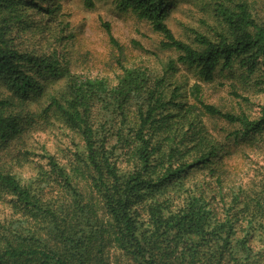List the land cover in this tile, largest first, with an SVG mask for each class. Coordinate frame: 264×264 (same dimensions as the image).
Listing matches in <instances>:
<instances>
[{
    "label": "trees",
    "instance_id": "obj_1",
    "mask_svg": "<svg viewBox=\"0 0 264 264\" xmlns=\"http://www.w3.org/2000/svg\"><path fill=\"white\" fill-rule=\"evenodd\" d=\"M54 1L0 0V83L8 92L0 98V198L14 216L0 223V264H264V186L231 193L228 203L218 191L220 211L196 181L189 186L198 172L222 182L223 147L204 117L237 126L227 134L235 142L263 137L264 105L253 118L223 112L203 100L199 85L234 68L247 78L264 72V19L254 15V1L218 0L220 29L188 28L187 43L167 25L173 0H114L118 14L148 23L162 37L161 50L177 57L161 76L123 68L113 86L71 74L54 43L43 53L19 50L20 33L45 31L32 13L51 17L59 10ZM179 67L197 81L192 104L172 81ZM60 81L64 91L47 96L42 114L79 142L63 162L48 155L47 169L38 165L35 177L21 180L12 166L29 163L32 151L13 145L33 120L27 107Z\"/></svg>",
    "mask_w": 264,
    "mask_h": 264
},
{
    "label": "rangeland",
    "instance_id": "obj_2",
    "mask_svg": "<svg viewBox=\"0 0 264 264\" xmlns=\"http://www.w3.org/2000/svg\"><path fill=\"white\" fill-rule=\"evenodd\" d=\"M37 1L42 7L48 4L47 0ZM92 1L93 8L89 9L84 6L82 0H55L54 3L59 6V10L49 18L37 16L33 12L32 17L45 27V31L38 32V36L33 37H30L27 31L20 33L15 42L19 50L43 53L50 51L54 43V51L60 53L69 63L71 74L82 78L102 79L111 86L121 77L123 68L145 69L151 75L161 76L167 61L176 59L177 54L161 50L162 37L154 33L148 23L138 20L132 13L118 14L114 9V0ZM217 1L173 0L167 20L168 27L177 39L187 43L191 42V36L186 31L188 28L209 35L211 28L220 29V23L213 13V5ZM251 1H254V15L264 19V0ZM103 23L109 25L112 36L120 46V55L109 43ZM49 37L52 38L48 39ZM21 39L24 41L19 42ZM56 39L62 42L56 43ZM172 81L176 86H182L179 93L184 100L188 99L192 104L189 88L197 82L192 74L179 67ZM256 81L263 84L254 85ZM199 85L203 100L223 112L245 114L253 118L258 116L259 108L264 105L262 71H257L247 78L243 70L234 68L231 72L218 73L212 84ZM64 86V81H60L57 86L48 85L44 89L46 95L35 99L27 107L33 120L18 139L19 142L13 145L15 150L26 147L32 151L29 163L21 167L12 166L21 180L28 181L35 177L38 165L47 169V160L44 157L48 155L63 162L75 150L74 144L79 142L78 138L55 117L51 114H42L49 102L47 96L58 98L64 91ZM7 93L4 83H0V98L6 97ZM203 121L211 135L223 147L219 163L222 167V182L219 185L214 177L198 172L189 186L192 188L196 181L201 191L208 198L215 200L213 205L220 211L222 201L218 197V191H221L225 202L228 203L231 193L250 186H256L259 191L264 186V134L263 137H254L250 141L235 142L232 137L228 138L227 134L235 132L237 126L229 125L217 118L204 117ZM46 192L54 191L50 188L46 189ZM11 218L14 216L8 199L0 198V223H6Z\"/></svg>",
    "mask_w": 264,
    "mask_h": 264
}]
</instances>
